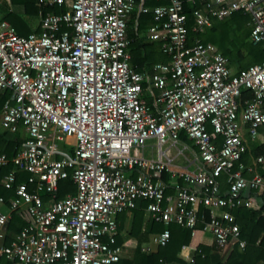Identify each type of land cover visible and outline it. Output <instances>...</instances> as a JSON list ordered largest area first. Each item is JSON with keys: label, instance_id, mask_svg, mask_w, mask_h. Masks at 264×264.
<instances>
[{"label": "built area", "instance_id": "1", "mask_svg": "<svg viewBox=\"0 0 264 264\" xmlns=\"http://www.w3.org/2000/svg\"><path fill=\"white\" fill-rule=\"evenodd\" d=\"M165 1L149 8L142 0H36L65 11H39L38 32L26 36L0 22V92L9 93L0 129L26 136L10 160L0 153V170L12 166L0 179L12 191L0 211V264H115L122 258L116 215L138 202L147 220L165 228L192 229L201 220L223 251L238 239L228 210L258 208L256 196L242 192H264L255 171L264 157L251 167L241 157L249 144L264 145V59L234 72L213 44L190 41L184 5L192 33L246 15L248 40L264 55V0ZM135 9L150 16L144 36L167 58L142 72L130 66L126 36ZM242 91L251 98L242 101ZM150 140L145 158L138 152ZM161 172L182 186L166 194L154 178ZM67 178L74 193L55 200L57 183ZM200 208L224 211L204 222ZM20 212L30 222L4 244L11 213ZM167 238L164 229L151 243L162 247Z\"/></svg>", "mask_w": 264, "mask_h": 264}, {"label": "trees", "instance_id": "2", "mask_svg": "<svg viewBox=\"0 0 264 264\" xmlns=\"http://www.w3.org/2000/svg\"><path fill=\"white\" fill-rule=\"evenodd\" d=\"M140 0H135L139 4ZM165 0H142L144 7H154L165 4ZM9 5L20 7L21 13L16 14L8 11V6L5 2H0V22L8 23L19 36H25L28 33L38 32V28L33 27L32 22L37 20V14L41 11L42 14L53 13L59 14L65 11V6H41L37 5L36 0H9ZM186 16L187 36L190 41L193 38L199 39L202 43L213 44L219 53L227 59L229 66L234 72L243 70L253 64H258L264 59V55L259 45L252 44L248 40L249 26L248 17L239 13L233 14L231 17L222 21H213L210 28H207L202 33H192L190 30L191 16L188 6L184 5ZM151 23V18L147 14H136V9L132 11L130 20L126 27V36L129 41L128 53L130 56V66L135 72L149 70L155 63H164L167 58L159 51V45L156 42L148 41L145 36V30ZM61 25L60 31L65 30ZM8 92H0V112L4 101L8 98ZM251 93L249 91L241 92V100H249ZM207 131L211 133L209 127ZM20 132L11 133L0 129V153L4 154L8 160L15 156L20 143L26 139L24 135L21 138ZM214 137V136H213ZM179 139L185 144L189 141L183 134H180ZM217 144H220V138L215 137ZM250 153L254 159L258 156L264 157V145L249 144ZM244 153L241 157L243 162ZM12 168L11 164H7L0 170V179L2 175L7 173ZM260 176L264 178V173L259 171ZM154 178L161 180L164 184L167 182V174L161 172L154 174ZM25 179V175H20L18 181ZM220 194H223L226 189V183L223 177L218 179ZM179 186L182 182L177 180ZM75 191L74 185L69 178L60 180L56 186L55 200L62 199L67 194H73ZM167 194V193H166ZM243 197L256 196L259 207L257 209L247 208H232L228 210L232 216L234 223L238 227L237 241L230 240L228 247L225 250L217 249L213 244L204 245L200 243V236L203 233L202 222H196L192 229L182 228L177 225H169L166 228L159 223H154L146 219L144 222V236L139 233L143 221L145 202H138L134 209L123 211L130 213L131 222L127 235L135 238L137 243L145 242L147 236H154L161 233L164 229L168 231V238L162 247H155L153 251L144 253L137 247L130 258H121L115 264H264V192L256 193L254 190H246L242 192ZM12 197V191H6L0 185V198L4 200V205L0 206V211L8 209L7 200ZM45 200V196H41ZM224 210L203 211L199 209L203 220L208 221L210 216L219 217ZM116 215V223L117 216ZM123 217V216H122ZM30 222V218L25 212L11 213L8 222V235L4 239V244H7L10 239L17 234L20 229ZM118 227V226H117ZM118 229V228H117ZM244 243L243 249L237 248V242ZM118 244V242L116 241ZM182 247L193 249L190 259L187 263L179 258L178 254Z\"/></svg>", "mask_w": 264, "mask_h": 264}, {"label": "crops", "instance_id": "3", "mask_svg": "<svg viewBox=\"0 0 264 264\" xmlns=\"http://www.w3.org/2000/svg\"><path fill=\"white\" fill-rule=\"evenodd\" d=\"M0 2H5L6 5L8 6V11L14 12L16 14L21 13L20 7L17 6H11L9 5V0H0ZM37 20H34L32 22L33 27L37 26ZM29 34V33H28ZM26 36V35H25ZM147 99V98H146ZM182 144H185L182 142ZM154 145V141L150 140L147 141L144 148L140 150L138 153L141 154L143 157L148 158L152 155V148ZM188 148V150H194L193 146L189 142V144H185ZM177 161H175L176 163ZM179 163V162H177ZM243 165L246 167H251L255 163V159L253 155L250 153V148L248 147L247 154L243 158ZM255 171L258 174L259 171L264 173V164L263 165H255ZM245 177H248L249 174L245 173ZM177 183V180L174 181L173 179L167 180L166 185L167 188L165 190V193L167 194H173V184ZM257 206L259 207V202L256 199ZM123 216V217H122ZM146 215H143V221L141 225V230H140V235L143 237L144 236V222H146ZM117 234H116V241L118 242V245L121 246L122 250V258H130L133 251L138 247L141 252L148 253L154 250L155 246L151 243L152 238L155 236H147V240L145 242H141L140 244L137 243L135 238L129 237L127 235V232L129 230L130 222H131V215L128 212H125L123 215L119 214L117 216ZM200 243L204 245H212V237L208 233H202L200 238ZM147 248L148 252H145L144 250ZM193 249L189 247H182L178 256L181 258L183 261H186V258L190 257Z\"/></svg>", "mask_w": 264, "mask_h": 264}, {"label": "rangeland", "instance_id": "4", "mask_svg": "<svg viewBox=\"0 0 264 264\" xmlns=\"http://www.w3.org/2000/svg\"><path fill=\"white\" fill-rule=\"evenodd\" d=\"M21 138H23L24 137V134H23V132H21L20 131V133L18 134Z\"/></svg>", "mask_w": 264, "mask_h": 264}]
</instances>
